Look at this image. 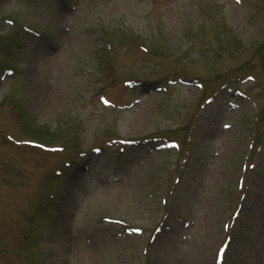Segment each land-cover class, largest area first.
Here are the masks:
<instances>
[{
	"label": "rangeland",
	"instance_id": "obj_1",
	"mask_svg": "<svg viewBox=\"0 0 264 264\" xmlns=\"http://www.w3.org/2000/svg\"><path fill=\"white\" fill-rule=\"evenodd\" d=\"M262 6L263 0H0V101L8 95L11 80L19 78L15 103L36 116V127L55 130L57 126L55 135L65 147L61 158L51 161L61 177L54 178L51 170L41 179L43 187L57 183L52 209L61 213L59 221L51 227L45 219L35 233L29 223L47 215V204L43 197L36 201L33 192L40 187L25 171L16 172L15 152H4L10 143L0 138L2 163L8 168L6 162L12 160L13 167L8 168L7 183L0 185V237L8 232L20 242L12 245L6 239L0 259L6 264H264L262 68L256 67L255 57L237 80H232V70L216 78L217 70L233 68L241 56L227 48L228 54L205 59L212 48L205 52L203 37L205 25L208 29L222 19L243 45H249L247 50L255 51L264 35V20L258 19L264 15L257 16L264 11ZM211 9L212 19L204 22V13ZM100 23L121 36L142 34L146 39L155 31L167 36L182 62L168 63L179 69L172 74V83L164 80L169 88L159 81L141 95L138 90L131 92L125 109L106 105L104 96L89 87L90 78L97 76L93 69H102L91 63L102 31L93 28ZM38 48L50 52L48 63L59 65L56 73L43 68L37 78L29 74L30 64H38L39 56L33 58ZM43 71L54 74L47 78ZM247 75L255 80L244 79ZM34 79L49 92L45 102L49 112H39L33 105ZM209 80L207 103L202 102L205 88L199 82ZM133 99L137 101L131 105ZM13 115L14 123L5 121L6 127L15 125L14 132L29 129L20 124L17 113ZM179 116L194 118L182 153L160 135L175 128ZM64 120L79 125L74 136L81 139L73 137L74 144L61 142ZM108 122L112 130L104 128ZM9 129L5 138L13 137ZM257 132L262 134L259 145ZM121 136L132 141L114 142ZM95 147L102 149V155L91 152ZM79 151L89 153L83 162L76 156ZM66 161L72 166L87 164L67 170ZM91 163H96L93 172ZM45 165L50 167L48 162ZM80 176L85 182L78 181ZM58 228L68 236L66 250L55 245ZM20 245L27 249L30 245L34 250L29 256L40 253L44 261L20 259Z\"/></svg>",
	"mask_w": 264,
	"mask_h": 264
},
{
	"label": "bare ground",
	"instance_id": "obj_2",
	"mask_svg": "<svg viewBox=\"0 0 264 264\" xmlns=\"http://www.w3.org/2000/svg\"><path fill=\"white\" fill-rule=\"evenodd\" d=\"M50 55L49 51H46L45 48H38V50H36L33 53V58H35V56H39L38 59L39 61L38 64H35V62H32L30 64L29 67V74L32 76V78H37L38 74L40 73V71L45 68L48 69V73L49 72H54L56 68H58V65H54V64H50L48 63V59L47 56ZM36 61V59H34ZM41 61V62H40ZM45 61V62H42ZM46 63V64H44ZM58 71V69H57ZM56 73V72H54ZM47 75L46 71H43V76L44 77H52L53 74ZM43 82L41 80H33V96L35 97V101H33V105L37 108V110L39 112H49L51 111V108L48 106V104H46L45 102H49L47 100V93L48 90L42 86ZM52 93H50L51 95ZM55 104L57 105V101L55 99L54 101V108H55ZM68 194L71 195V189L68 190ZM71 199L70 197H68V199L66 200V205L69 206L71 204ZM56 237H55V245L57 246V248H60L61 250H66L68 247V236H66V234L64 233V231H62L60 228H58V230H56ZM58 264H63L62 262H59Z\"/></svg>",
	"mask_w": 264,
	"mask_h": 264
}]
</instances>
